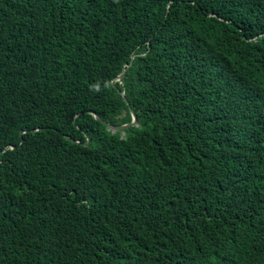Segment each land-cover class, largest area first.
I'll use <instances>...</instances> for the list:
<instances>
[{"label": "trees", "instance_id": "trees-1", "mask_svg": "<svg viewBox=\"0 0 264 264\" xmlns=\"http://www.w3.org/2000/svg\"><path fill=\"white\" fill-rule=\"evenodd\" d=\"M0 264H264V0H0Z\"/></svg>", "mask_w": 264, "mask_h": 264}, {"label": "water", "instance_id": "water-1", "mask_svg": "<svg viewBox=\"0 0 264 264\" xmlns=\"http://www.w3.org/2000/svg\"><path fill=\"white\" fill-rule=\"evenodd\" d=\"M124 75H125V70L116 78V80L117 81H121L124 78ZM95 118L99 120L98 117L95 116ZM99 121H101V120H99ZM136 122H137L136 118L133 116L132 117V121L129 124L118 126V127L111 126V125H108V124H106V126H107L108 129H111L112 132H116L118 130H122L123 128L136 125Z\"/></svg>", "mask_w": 264, "mask_h": 264}]
</instances>
